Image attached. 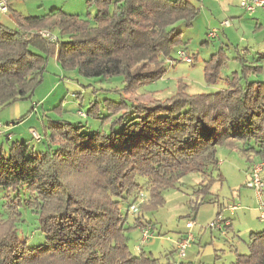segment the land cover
<instances>
[{
	"label": "trees",
	"instance_id": "trees-1",
	"mask_svg": "<svg viewBox=\"0 0 264 264\" xmlns=\"http://www.w3.org/2000/svg\"><path fill=\"white\" fill-rule=\"evenodd\" d=\"M85 6L96 10L92 21L89 14L82 19L51 9L42 16L14 14L13 29L0 22V107L30 98L51 56L86 79H122V88L113 90L122 101L94 103L86 113L97 118L104 110L108 133L48 122L41 149L26 142L0 148V189L16 194L0 221V264H156L127 247L128 214L140 194L144 200L131 215L143 232L152 227L145 216L185 176L198 174L194 194H209L217 146L239 142L264 160V53L250 64L236 58L240 72L216 93L187 95L181 87L163 102L138 101L137 91L161 79L165 60L184 45L177 25L189 27L199 10L185 0H86ZM226 60L220 50L205 62L207 82L221 80ZM23 208L37 216L38 246L17 233ZM246 250L233 264H264V231L250 233Z\"/></svg>",
	"mask_w": 264,
	"mask_h": 264
},
{
	"label": "rangeland",
	"instance_id": "rangeland-1",
	"mask_svg": "<svg viewBox=\"0 0 264 264\" xmlns=\"http://www.w3.org/2000/svg\"><path fill=\"white\" fill-rule=\"evenodd\" d=\"M185 1L196 3L200 7L199 15L189 27L177 25L176 32L180 33L184 45H177L171 52L170 59L165 60V73L161 79L137 91L135 99L138 101L163 102L171 99L181 87L187 95L211 94L224 89V80L232 72L241 70V64L236 58L250 64L253 58L245 54V49L256 46L264 37V30H254L253 18L239 8V0H229L230 4L224 6L228 10L226 13L217 11L215 6L205 3L202 5V0ZM29 11L33 12V8H28L27 12ZM70 14L82 19L89 14V20L92 21L96 10L83 5ZM241 18L245 21L239 26ZM223 20L230 24L225 31L226 36L219 27ZM4 25L14 28L9 22H4ZM213 29L217 30L219 37L209 39L207 34ZM40 32L45 34H41L44 38L52 39L49 31ZM53 33L57 36V30ZM179 49H184L193 59L192 64L179 59L176 54ZM220 50L225 53L227 65L220 72L221 80L214 85L206 81L204 66ZM256 79L255 76L250 77V80ZM121 88V78L86 79L75 71H64L57 57L51 56L48 58L42 82L32 96L0 107V148L7 152L11 144L26 142L41 149L42 146L37 144L48 122L66 121L75 126L80 125L90 135L97 131L108 133L110 125L102 124L101 121L107 115L104 110L100 111L97 118H86V113L91 104H102L105 100L115 103L122 101V94L113 92ZM114 130H118V127ZM216 159L217 168L209 172V176L213 178L209 185V194H194L201 178L198 174H189L180 180L176 188L165 192V204L161 208L145 216L152 224V227L146 228L149 232L147 242L141 243L142 232L140 228L133 227L134 218L131 213L128 214L127 227L130 229L125 235L131 255L138 256L143 253L156 260V264H212L215 256L218 257L216 264H233L236 249L241 254L247 253L246 244L250 233L264 231L259 197L249 188L252 171L264 164V160L254 152L244 151L239 142L217 146ZM260 178L264 184V168ZM139 181L144 182L142 179ZM15 195L12 190L0 189V221L6 218L5 205ZM201 198L204 201L199 204ZM231 206L238 208L234 214L229 212ZM20 211L22 219L17 224L19 237L26 240L29 246L42 244L43 236L38 231L37 216L24 208ZM188 222L193 224L191 229L186 227ZM226 222H231L232 225L227 236L222 235L216 228H211L218 223L225 231ZM188 235H192L193 239L184 256L180 258L176 252L178 241Z\"/></svg>",
	"mask_w": 264,
	"mask_h": 264
},
{
	"label": "crops",
	"instance_id": "crops-1",
	"mask_svg": "<svg viewBox=\"0 0 264 264\" xmlns=\"http://www.w3.org/2000/svg\"><path fill=\"white\" fill-rule=\"evenodd\" d=\"M0 1H5L7 3V6H8V11L6 14L0 13V22L2 24H4V22H9L13 25H15L14 17H13L14 14H19L21 16H42V15L46 14L51 9H61L63 12L70 14L71 12H73V10H76V9H78V7L85 5V2H86V0H0ZM187 2L191 3L194 7H196L199 10L200 7H198L196 5V3L192 2V1L191 2L187 1ZM200 3L202 5H203V3H205V4L210 5V6H215L217 11L222 10L223 13H226V12H228V10H226L227 8H225L224 6H225V4L226 5L230 4V1L229 0H202V2L200 1ZM28 8H33V12H30V11L27 12ZM239 8H240V6H239ZM70 10H72V11H70ZM243 13L246 14L244 11H243ZM210 15H212V14L210 13ZM249 15L254 20V27H255L254 30H256V31L257 30H264V12L262 10H256L253 14H249ZM224 21L225 20H223L219 23V27L221 28L224 36H226L225 31L230 27V25L228 27H222L221 24ZM244 21H245L244 18L239 19V26ZM216 37L218 38L219 34ZM263 46H264V37H263L262 41L259 44H257L256 46H254L252 48L247 47L245 49V52H246L245 54H248V55L252 56V58H255L256 54L264 53V47ZM0 129H1V126H0ZM1 135L2 134L0 132V136ZM8 138H9V136H7V139ZM226 229H227V231H226ZM231 230H232L231 222H226L225 223V231L223 229V231H219V232L222 233V235L227 236L228 232ZM236 253L241 254V253H239L238 249H236Z\"/></svg>",
	"mask_w": 264,
	"mask_h": 264
},
{
	"label": "built area",
	"instance_id": "built-area-1",
	"mask_svg": "<svg viewBox=\"0 0 264 264\" xmlns=\"http://www.w3.org/2000/svg\"><path fill=\"white\" fill-rule=\"evenodd\" d=\"M239 6L247 14H253L256 10H262L264 12V0H239ZM7 11H8L7 3L5 1H0V13L6 14ZM229 25L230 24L228 21H224L221 24L222 27H228ZM42 35L45 36L44 33ZM207 36L209 39L216 38L217 30L213 29V30L209 31ZM176 54L181 61H183L187 64L193 63V59L187 55V53L184 49H179L176 52ZM263 168H264V164L256 167L252 171V176H251L252 181L249 183V188L253 189L259 197V200H260L259 201V211H260V218L261 219H264V199H262V190L264 189V184H263L262 179L260 178V173H261ZM143 200H144V197L142 194H140L139 199L130 208V210H129L130 213L136 214L137 210H138L137 208L143 202ZM237 209L238 208L236 206H231V207H229V212L231 214H234L237 211ZM186 227H187V229H191L193 227L192 222H188ZM211 228H216L219 231H223V228L221 226H219L218 223L212 225ZM148 236H149L148 230H145L142 232V240H141L142 244L148 241ZM192 239H193V236L188 235L186 238H182L178 242L176 252L178 253V256L180 258H182L184 256V252L187 249V247L189 246L190 241H192Z\"/></svg>",
	"mask_w": 264,
	"mask_h": 264
}]
</instances>
